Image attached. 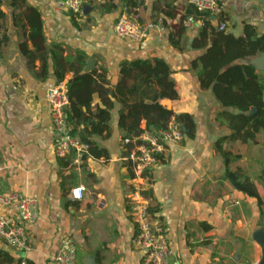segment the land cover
Masks as SVG:
<instances>
[{
  "label": "crops",
  "instance_id": "1",
  "mask_svg": "<svg viewBox=\"0 0 264 264\" xmlns=\"http://www.w3.org/2000/svg\"><path fill=\"white\" fill-rule=\"evenodd\" d=\"M218 1L220 9L210 14L217 31L224 21L225 33L246 43L264 37V0ZM57 3L0 1V192L20 190L39 204L38 220L27 225L32 250L10 247L0 237V264H56L53 256L65 237L77 243L76 264H143L144 253L133 241V172L120 126L127 108L116 85L123 62L155 57L171 67L178 93L161 102L175 114L192 116V130L183 125L184 140L169 145L144 190L165 224L171 262L261 264L263 249L254 235L264 231V128L255 141L227 139L232 131L221 113L239 110L224 106L212 86L201 85L200 67L193 63L207 47L194 46L203 21L190 13L189 0H90L78 15L57 10ZM133 7L142 23H161L165 34L154 26L143 41L120 38L116 22ZM180 25L175 45L170 32ZM238 46L222 43L225 52ZM263 55L240 56L232 64L255 67L264 86V69L254 63ZM77 69L95 79L78 131H100L89 136L94 153L61 158L54 152L49 93L59 82H71ZM229 172L249 179L257 195L237 188ZM80 185L85 190L75 199L71 190ZM0 213L16 218L17 203L0 205Z\"/></svg>",
  "mask_w": 264,
  "mask_h": 264
},
{
  "label": "trees",
  "instance_id": "2",
  "mask_svg": "<svg viewBox=\"0 0 264 264\" xmlns=\"http://www.w3.org/2000/svg\"><path fill=\"white\" fill-rule=\"evenodd\" d=\"M132 2L131 5L137 4L136 1ZM189 10L194 14L193 17L203 21V26L194 40V46L207 47V50L193 63L195 68L200 67L201 85L206 88L212 86L215 96L224 106L239 110V112L223 111L221 113L232 131L227 139L242 142L255 141L258 132L264 128V86L255 67L247 64H232V61L240 56L264 51V37L246 43L243 39H237L225 33V29L218 28L217 31V27L212 22V15L209 13L198 11L192 5ZM183 30L184 26L180 25L176 31L170 32L175 45L180 38L178 34ZM222 43L239 46L237 50L230 48L225 52L222 49ZM77 60L79 63L84 62L85 55L79 54ZM79 71L80 69H77V75L68 83L70 107L66 108V115L69 132L78 135L81 141L88 145V150L83 155L85 157L88 153H94L90 134L97 133L100 129L94 126L90 131L88 129V131H78L77 125L83 121L85 114L82 106L89 108L90 103L86 96L91 91L95 80L92 74H79ZM116 91L124 97L127 108L120 119V126L125 131L124 138L136 136L144 128L155 132L164 129L173 115L186 127L187 132L192 130L190 114H175L171 108L161 102L164 99L174 100L178 97L171 67L163 58L123 62ZM253 107L256 111L252 110ZM103 112L101 118L105 119L108 113ZM229 178L237 188L251 195H257L256 187L249 179L241 180V176L236 172H229Z\"/></svg>",
  "mask_w": 264,
  "mask_h": 264
},
{
  "label": "built area",
  "instance_id": "3",
  "mask_svg": "<svg viewBox=\"0 0 264 264\" xmlns=\"http://www.w3.org/2000/svg\"><path fill=\"white\" fill-rule=\"evenodd\" d=\"M89 1L58 0L57 10L78 15L83 12L84 5ZM189 4L198 11L209 14L216 13L220 9L218 0H189ZM140 16L138 7L125 9L116 22V34L123 39L143 41L154 26L160 35L165 34L166 29L161 23H142ZM225 28L226 23L221 22L219 29ZM49 102L55 131V154L63 158L75 153L78 158H82L88 150V145L83 143L78 135L69 132L66 108L70 104V99L66 81L59 82L51 89ZM184 136L183 124L173 115L166 128L156 132L144 128L140 134L123 140L127 151L125 160L128 161L133 172L131 176L133 186L128 194L130 212L137 225V233L133 241L144 253L143 264H178L170 260L173 251L168 243L165 224L151 211L144 190L150 171L161 161L169 145L180 144ZM84 190L83 185L73 188L72 197L81 199ZM14 203L18 205L16 218L7 213H0V237L10 247L22 251L32 250V238L27 225L35 223L39 218L38 200L20 190L0 192V205L10 206ZM53 260L56 264L77 263V243L73 237L61 239ZM20 264H26L25 260Z\"/></svg>",
  "mask_w": 264,
  "mask_h": 264
},
{
  "label": "water",
  "instance_id": "4",
  "mask_svg": "<svg viewBox=\"0 0 264 264\" xmlns=\"http://www.w3.org/2000/svg\"><path fill=\"white\" fill-rule=\"evenodd\" d=\"M88 5L85 4L84 5V11H86ZM93 61L90 60L89 61V66L92 65ZM254 63L255 65L260 68V69H264V55L257 57L256 59H254ZM255 110V109H254ZM254 238L256 239V241L259 242V244L262 246L263 249V257H262V261L261 264H264V231L259 230L255 233Z\"/></svg>",
  "mask_w": 264,
  "mask_h": 264
}]
</instances>
